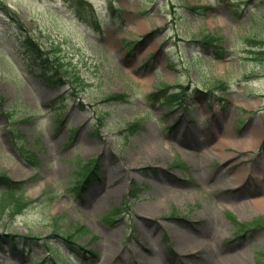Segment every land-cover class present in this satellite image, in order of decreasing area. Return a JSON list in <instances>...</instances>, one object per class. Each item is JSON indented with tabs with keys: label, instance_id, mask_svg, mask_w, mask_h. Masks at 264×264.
<instances>
[{
	"label": "rangeland",
	"instance_id": "obj_1",
	"mask_svg": "<svg viewBox=\"0 0 264 264\" xmlns=\"http://www.w3.org/2000/svg\"><path fill=\"white\" fill-rule=\"evenodd\" d=\"M85 1L0 0V173L34 201L1 217L0 264H264V0ZM23 33L69 88L28 72Z\"/></svg>",
	"mask_w": 264,
	"mask_h": 264
},
{
	"label": "trees",
	"instance_id": "obj_2",
	"mask_svg": "<svg viewBox=\"0 0 264 264\" xmlns=\"http://www.w3.org/2000/svg\"><path fill=\"white\" fill-rule=\"evenodd\" d=\"M78 4L87 6L88 3H86L85 0H78ZM212 40L216 39H214L213 35L210 34L206 35L204 37V40L197 41H200L206 46H210L212 44ZM18 44L20 46V49L26 56V64L29 67L28 72L30 74L37 76L42 83L50 88H58L63 86L69 88L70 85H72V81H69L64 77L65 73L63 70V66L58 60L59 58H56V55H53V57L51 58L50 51L42 49L40 43L35 41L31 35H29L28 33H23L22 35H20L18 37ZM64 96L61 95V93L58 95L59 105L67 104ZM121 96L122 95L112 94L109 97L113 99H119ZM97 162V159H91L88 161V163H91L95 166L98 164ZM93 168L92 170H90V173H93ZM90 173L88 174V176H90ZM0 186V219L5 214L6 210H9L8 212L11 211L10 213L14 214V211L19 212L27 204H29L30 202H34L32 200L22 201L23 190L20 189V183L12 181L4 173H0ZM258 220L261 219L258 218L255 220V222H257ZM50 224L53 228V236L57 237L61 241V243L65 244V246L69 248L68 250L72 254L79 257L81 256L82 258H87L89 254L94 255L90 253L88 249H85L84 246L77 244L75 241V239H77L78 237V233L83 231L82 227L77 226L73 230H66L64 233L62 230H59L56 222ZM63 234L66 235V239L64 238ZM2 235L9 237L11 243L16 246H23L24 244H27L26 248L34 244L38 239V237L33 235L22 236L20 234L12 233H4ZM59 257L58 254H51L49 256L51 262H48V264H64L60 261Z\"/></svg>",
	"mask_w": 264,
	"mask_h": 264
},
{
	"label": "bare ground",
	"instance_id": "obj_3",
	"mask_svg": "<svg viewBox=\"0 0 264 264\" xmlns=\"http://www.w3.org/2000/svg\"><path fill=\"white\" fill-rule=\"evenodd\" d=\"M147 140H148L147 141L148 142V146L157 151L158 149H156V148H157V143H159V140H157L156 138H154L152 136H149L147 138ZM252 141H253V138L251 137V138H249L247 140L234 141L233 144L236 145V147L237 146L242 147V146H246L248 143H251ZM221 147L226 152V149L228 148V145L225 144V145H222ZM185 154L188 155L187 152ZM221 155L224 156L226 154L222 153ZM242 178H244L243 172L242 171H236L232 175V177L224 179L223 181H221L220 184L223 185V186H225L227 184H230L229 182H231V184L232 183L237 184V183H239L241 181ZM104 192L109 195L112 192V189L110 187L106 186L105 189H104ZM166 192H169V191H166ZM250 203H253V206H264V197L261 198V199H258V200H253V202H250ZM189 238L190 237L188 235H186V234H181L180 237H175V239L178 240L177 243L180 245V249H179L180 252H185L188 249L187 247L190 246V243L192 241ZM177 243H176V245L178 246ZM229 259H231L232 262L235 263V264H245L246 263V257L244 255V253H238L237 255L230 256Z\"/></svg>",
	"mask_w": 264,
	"mask_h": 264
}]
</instances>
